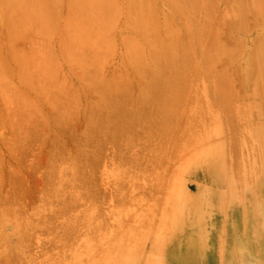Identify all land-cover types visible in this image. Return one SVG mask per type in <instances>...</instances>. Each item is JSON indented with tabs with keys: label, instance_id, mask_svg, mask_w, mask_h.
<instances>
[{
	"label": "bare ground",
	"instance_id": "1",
	"mask_svg": "<svg viewBox=\"0 0 264 264\" xmlns=\"http://www.w3.org/2000/svg\"><path fill=\"white\" fill-rule=\"evenodd\" d=\"M51 16L59 18V29L56 24L54 30ZM0 18L4 28L1 32L7 39L6 54L17 67L15 76L20 82L29 83L31 93L43 95L49 102L63 96L62 93L68 94L63 87L64 74L61 73L62 79L56 77L63 63L60 64V60L75 69L78 77L89 80L88 84L83 83L84 88L89 89L86 85L91 83L88 93L91 90L98 94L92 100L95 94L91 93L93 102L89 104L97 105H88L90 112L95 107L109 108L115 119L109 124L111 119L106 111H100L101 115L105 114L101 119L89 114L85 118L89 126L85 137L90 139L94 128L100 137L116 143L115 162L131 160L141 172L143 164H146L144 169L148 165L145 161L148 156L147 161L152 160L155 170L169 161L183 160L169 198H164L161 227L153 233L152 239L147 232L132 229L127 231L128 244L125 245V233L112 235L106 231L105 237L102 231L94 238L98 237L97 242L107 238L109 248L102 247L96 258L89 259V264H264V0H0ZM52 35L56 36L55 45L48 43ZM116 53L118 64L108 73L104 67ZM6 67L0 60V104L23 102L20 107L25 104L28 106L25 108L35 112L40 104L33 100V95L26 94L24 100L22 94L18 97L20 93L12 91L10 82L14 76L7 73ZM158 85L159 90L153 91ZM74 94L76 92L73 98ZM117 95L128 97L134 109L131 107L132 111H128L129 102L125 101L123 106L128 105L127 111L121 110V104L118 108L123 113L118 111ZM206 96L207 100H213L211 103H217L215 106H219L223 117L217 108H211L213 103L202 101ZM63 102L64 106L69 103L64 99ZM63 104L56 100L54 108L62 106L65 112L74 111V105L69 103L71 108L67 110ZM154 106L157 109L153 111ZM1 107L0 122L7 124L18 119L13 124L17 126L20 116L12 119L14 111L10 109L11 121L7 107L5 110ZM27 109H22L25 114ZM30 109L27 110L29 116L32 115ZM201 111L211 115L207 114L213 125L209 123V129L197 133ZM18 113L15 111V115H20ZM108 124L112 125L111 129ZM224 127L232 132L229 151L224 141L228 142L230 131L227 134ZM136 128L141 129L137 137ZM136 140L152 145L148 148L149 145L142 144L144 151L149 152H141L147 155L145 158L140 153L127 156L117 145L123 143L130 148ZM249 143L250 151L255 152L252 161L258 164L255 169L252 161L250 165L244 164L245 154L244 162L242 155L239 156L241 148L245 149ZM78 155L73 156L71 162L77 163L76 159H81ZM198 162L206 165L213 184L198 186L196 192L190 194L184 191L181 176ZM79 164L78 161L75 165L77 170ZM54 167L51 165L50 173L55 172ZM71 175L77 179L80 174ZM160 176L162 178L161 173L156 174L157 179H153L158 181ZM51 177L47 178L51 180L55 176ZM85 182L89 185V180ZM133 185L131 183V188H136ZM115 190L121 193L123 188L117 184ZM122 195L124 199L125 194ZM117 198L118 205L122 204L120 196ZM1 208L5 211H0V238L7 239L3 228L13 223L15 226L14 220L19 216L18 212L10 216L15 213L11 212L13 208L10 211ZM84 214L82 223L90 231L93 229L90 232L93 233V211L90 208ZM68 224L65 228L72 227V223ZM93 249L90 241H86L85 253ZM6 258L9 260L11 256Z\"/></svg>",
	"mask_w": 264,
	"mask_h": 264
},
{
	"label": "rangeland",
	"instance_id": "2",
	"mask_svg": "<svg viewBox=\"0 0 264 264\" xmlns=\"http://www.w3.org/2000/svg\"><path fill=\"white\" fill-rule=\"evenodd\" d=\"M64 11L65 9L62 12L63 14L65 13ZM51 17H52L51 19L54 20L53 23L54 30L56 24L58 25V28L56 29H59L61 27V26L59 27V24L57 23L60 21L59 18L58 19L56 18L57 19L56 20L53 19L55 18L54 16ZM0 20L3 21L2 18H0ZM1 21H0V39L5 37V35L3 34L4 32V28L2 26L3 22L1 24ZM51 37L53 40L50 38L48 40V43L50 45H55L57 42L56 36L52 35ZM1 40H0V60L3 64L6 63L7 73L9 74L13 73L11 74V76H14L11 79L12 83L10 82V86L14 88V89L11 88L13 89L12 91H15L16 93L19 92L20 94H18L19 95L18 97H21L22 94V98L24 100L27 99L26 98L27 95H33L34 99L33 98L32 99L35 102L37 101L38 103L37 102L36 103L38 105L40 104L41 106L39 105L37 110H35V112L37 111L35 114V112H33V109L25 108L28 107L25 104H24L25 106L22 104L23 106L20 107L21 106L20 104L23 102L20 103L16 101V103H19V105L18 104L13 105L12 103H10V104H5V106H2V104H0V107L2 106L3 108L1 107V109L3 110H5V108L7 107L6 109H8V113H7L8 115L9 114L11 115V113L9 112L10 109L14 111L12 112L11 110L13 115V118L11 115L12 119H14V116L15 117L20 116L19 117L20 123L17 124V126L16 125L13 126V124L17 123L18 119L17 120L15 119L16 122H14V120L11 123L10 121H8L7 124L5 123L3 124L0 122V206H2L3 208L5 207L6 210L9 209L8 211H10V209L13 208L11 209V212L13 213L15 212V213L11 214L10 216H13L16 214V212H18L16 215H18L19 217H16L17 219L14 218L16 219V221L14 220V222H16L15 223L16 225L18 224L20 227L22 226V229L26 228L25 230H21V228L18 225L17 227L16 225L14 226V223L12 225H8L5 226V228H3V230L8 234V237H6L7 239L0 238V241H2L0 242V264H89L90 262L89 259L91 260V258H93L94 256L96 258V256H98L97 253L99 252V250L103 249L102 247L106 246L104 247V249L109 248L107 245L108 239L105 238L107 237L106 231L112 235H116V234L120 235L121 233L123 235L125 233L126 236L125 238L126 242L124 243L125 245L128 244L127 231L129 232L132 229H133L132 231L137 230L141 232L142 231L147 232L148 234H150L149 238L151 240L153 233H155V231L161 227L159 220L161 218V215L165 212L163 204L165 203V200L169 198L170 191L173 185L172 183L174 181V178L177 176L181 165L183 164V160L178 159V161L176 160L169 161L166 165L164 164L166 167L162 166V168H160L161 167L160 166L159 167L160 170L158 168H156L155 170L154 168L155 164L152 163V160L151 161L149 160L150 163H148L147 160L149 156L146 157L147 155L144 154L145 157L147 158V160L145 161L148 164L145 169L144 167L146 166V164H143L144 172L143 171L140 172L141 169H139L140 167L137 169L138 167L137 165L135 169L134 166L135 164L133 163L134 164L133 165L131 163L132 162L131 160L128 161L126 159L127 157L125 158L126 160H123L121 162L118 160L115 162L113 160L115 158L113 152L115 151L114 144L116 143L113 144L109 139L100 137V134L96 133V130L94 128H92L90 139L86 138L87 137L86 134L88 133L87 131H89V126L86 125L85 118L86 116L88 117L89 114L91 115L92 113L93 114L92 116L95 115L96 119H101L105 114L101 115L100 111L102 113L106 111L109 118L111 119V122H109V124H111L115 119L114 117L115 115L111 117L113 115L112 113L113 111H111V109L109 108L108 110L106 108L105 110H102L103 109L102 107L100 108L95 107L96 111L94 110L93 112H90L91 110L90 107H88V105H90L93 102L90 100V98L93 97L92 94L93 95L95 94L94 97L95 96L96 97L92 98V100H94L98 97L97 96L98 94H96L97 92L95 93V91L91 92V90L90 93H88L89 89L91 88L90 82H89L90 85H86L90 88L89 89L87 87L84 88L85 84H88V82L86 81L89 80L86 79V77L85 80L78 77L77 72H74L76 70L71 68V66L69 65L68 66L70 68H68V66H66V63H64V61L60 60L59 58V60L61 61L60 64L62 62L63 63L60 67L61 71L60 72L58 71L56 77L57 76L58 78L60 77L59 79L65 77L63 78L64 91L65 89H67V91L69 92L66 95H65L66 92L62 93V95L64 94L65 96L64 95L60 96L57 99L52 100V102L53 101L55 102L57 100L59 104L62 105L64 103L63 102L64 99L66 102H69L71 105H74L73 106L74 111L71 112L68 110V108H71L69 107L70 106L69 103L68 104L65 103L66 104L65 106L63 104V107H67L68 112H65L64 108L62 110L61 109L62 106L61 108L59 107L60 105L59 106L57 105L59 108L57 107L54 108V102L52 103L51 101L50 102L46 101L45 97H42L43 95L41 96L35 93H31L32 91L29 90L31 86L28 87L29 83L26 82H25L26 84L24 82L22 83L19 81L17 76H15L17 67L14 64V61L11 60L12 58L10 57L11 58L10 59L9 56H7L8 54H6L7 39L5 37ZM117 64H118V53H116V55H114L113 58L105 65L107 68L104 67V69H106L107 71L106 70L104 71L110 73V71ZM61 73L64 74L63 77L61 76L62 75ZM159 85L158 87L156 86L157 87L156 89L153 88V91H158ZM83 90L84 93L82 92ZM86 90L87 92L85 93ZM15 92H14V98L16 94ZM72 92L73 93L76 92V94H74V98L72 96L73 94ZM76 95L77 97H75ZM117 97H119L118 101L119 99L120 101L119 102L117 101L119 104L117 102L115 103L116 109L121 104L120 105L122 108L121 110L127 111L125 107L129 105L130 107L127 108L128 111H130L132 105L129 102L130 101L129 98L124 95L121 97L120 95H117L116 100ZM207 97L208 96L203 97L202 101L203 102L209 101L211 103V101L213 100L211 99V97H210L211 100H207L209 99V97L208 98ZM71 98H73L74 101L71 100ZM76 98L78 99L77 102H75ZM42 100L45 101L43 102ZM78 101L81 103H79ZM125 101L126 104L127 102H129L127 106L126 105L123 106V103H125ZM41 102H43L44 104ZM89 102L91 103L89 104ZM240 102L243 101H237V103ZM212 103L214 104V102ZM37 104H35V106ZM216 104L217 103H215L214 106ZM93 105L96 106L97 104L94 103L91 104V106ZM214 106L211 108L213 109L215 108L214 110H216L217 108L218 111L219 106L218 107L216 106L214 107ZM134 107L135 106L132 107V110L134 109ZM155 107L157 109V106H154L153 111L156 110L154 109ZM84 108L86 109L85 111L83 110ZM22 109L24 110L30 109V111L32 110L31 111L32 115L29 116L28 114L30 113H28L27 110H26L27 114H25ZM118 109H119L118 111H120V108ZM15 111L16 114L17 112H19L20 115H15ZM82 111L84 112V114L82 113ZM205 111H201L203 114H201L200 116L203 115L204 117L205 115L207 116V114H209L208 112L207 114H204ZM207 111H209V109ZM120 112L118 114H120ZM21 113L24 115H22ZM59 113L62 115H60ZM198 113L196 114V116L199 115ZM218 113H220V111H218ZM189 114L191 115V113ZM220 114H222L223 117L224 113H220ZM10 115L8 118L9 120L12 121V119H10ZM58 115L61 118H59ZM200 116L199 118L201 120L200 122L201 125L199 123V128L196 127V129H199L197 130V133H202L203 131L209 129L211 127V125L209 126V123L212 124L211 123L212 119L211 120L210 118L208 119V116L211 117L210 114L207 116V118L206 116L204 118H201ZM151 120L153 121V118H151ZM208 120H210V122H207ZM96 121L98 122V120ZM109 124L107 125V127L111 129L112 125L111 127H109L110 126ZM84 125L87 126L88 130H86L87 128ZM200 126L201 129L203 128L202 130L200 129ZM224 126H227V124L225 123ZM139 129L138 130L137 128L135 129V132L137 131V133H134L136 135L135 137L139 135L141 130ZM227 130H226L227 134L230 131V134L227 135V138L229 139L228 142L229 141L231 142L232 132L228 128ZM123 137L121 136L120 139L122 140ZM85 138L87 140H85ZM136 141L137 142L136 143L134 142L135 144L133 146H130V148H128V146L123 143L117 145H120L122 147L123 152L127 156H130L133 153L135 154L140 153L139 155L143 154L144 152L149 153L147 152L148 149L145 148L147 150L144 151V148L142 146V144L144 145L145 141L142 143L139 142V140ZM99 142L100 144H98ZM122 142L124 141L122 140ZM228 142H226V140L224 141L225 146L227 144L226 147L227 150L229 151L228 145H230V142L229 144ZM145 144L149 145L147 146L148 148L152 147V145L148 143ZM249 144L247 145L249 147V150L247 146L244 147L246 150L241 148L240 151L241 154L239 156L242 155L241 156L242 158L241 157L239 158H241V160H243L244 162L243 154H245L244 156L246 159L244 164L246 163L250 165L249 162L252 161V157L255 156V152L250 151L251 144L250 145ZM243 150L244 152H242ZM75 153L77 155L79 154L78 156L81 158V159L75 158L80 162L79 164L80 168H78L79 170L76 169L78 166L77 167L75 166L78 163V161L77 163L71 162L73 159L72 157L76 155ZM144 155L141 156L144 157ZM251 163H252L251 165L252 167L256 165L254 169L258 165L256 163L254 164L253 161ZM51 165L55 166L54 167L55 172H51L52 174L54 173L53 175L50 173V171H52L50 170ZM167 166L170 168H167ZM251 166L247 165L248 169H250ZM51 169H53V167ZM122 169H124L126 173L124 172V170L122 172ZM172 169H174L176 173H174ZM206 169L207 167L204 163L198 162L197 164H195V166H193V168L190 171H187L185 172V174H182L181 179L183 181V189L185 192L194 194L198 186H209L213 184L212 181L210 180V176H208ZM171 170L172 172H170ZM76 172L77 175L78 174L80 175H78L77 179L76 178L74 179L71 174L75 176ZM160 173L162 174V178L160 176L159 180L161 181L158 180L160 183L159 186L158 181H156L157 179L156 174L160 175ZM49 175L52 176L51 178H53V176L55 177L50 180V178H47L49 177ZM88 175H90L89 176L90 179H88L87 177ZM71 177L74 179V182L73 180L70 181ZM87 180H89V185H87L88 187L85 185L88 184V182L87 183L85 182ZM53 181H55L56 183H54ZM131 183H133L134 184L133 186H136V188L132 189ZM117 184L121 185L123 188V191L120 190L121 191V193L119 192L120 194L118 193L119 190H115ZM154 184L157 187H153ZM89 192L91 196L89 195ZM74 194L75 196H73ZM122 194H125L124 199L125 197L127 198L125 201L123 197H121L123 196ZM117 196H120V199H122L125 202L124 204V202L120 200V202L122 201V204H124V206H122L121 203H120L121 206L118 205L119 201ZM151 205L153 209L152 207H150ZM90 208L94 214L93 225L95 226L94 232L96 234L94 232H93L94 234L90 233L91 231H93V229L90 231V229H87L84 223H82L84 222L83 219L85 215L84 213H86L87 210ZM1 210L2 208L0 209V211ZM67 220L69 221V224L72 223L71 225L72 227H70V225L67 223L69 226L68 228H65V226L67 227L66 224ZM23 224H25L24 227ZM96 225L98 226L96 227ZM15 228H18L17 234H18V230L20 231L18 235L14 232ZM67 229L70 232H68ZM102 231H104L103 235H105V237L104 239H102V241L100 240L97 242L96 240L98 239V237H96V240L94 237L97 235L100 236V233ZM20 239L23 241H21ZM86 241H90V243L94 248L90 253L88 252L85 253ZM75 255H78L79 257L75 258ZM9 256H11L12 259L9 258L8 260V258H6Z\"/></svg>",
	"mask_w": 264,
	"mask_h": 264
}]
</instances>
